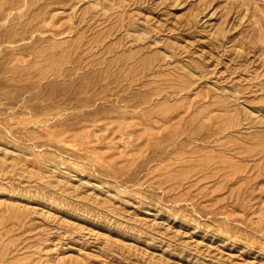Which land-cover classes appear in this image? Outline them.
I'll return each mask as SVG.
<instances>
[{
	"label": "rangeland",
	"instance_id": "rangeland-1",
	"mask_svg": "<svg viewBox=\"0 0 264 264\" xmlns=\"http://www.w3.org/2000/svg\"><path fill=\"white\" fill-rule=\"evenodd\" d=\"M0 264H264V0H0Z\"/></svg>",
	"mask_w": 264,
	"mask_h": 264
}]
</instances>
